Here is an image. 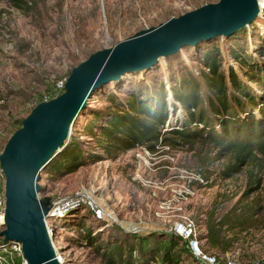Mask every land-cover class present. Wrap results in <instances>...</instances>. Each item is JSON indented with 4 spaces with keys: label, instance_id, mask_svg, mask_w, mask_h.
<instances>
[{
    "label": "rangeland",
    "instance_id": "374dc122",
    "mask_svg": "<svg viewBox=\"0 0 264 264\" xmlns=\"http://www.w3.org/2000/svg\"><path fill=\"white\" fill-rule=\"evenodd\" d=\"M216 1L27 0L28 10L19 12L0 0V151L17 122L38 102L59 94L62 89L58 84H63L71 68L89 54ZM260 2L263 5L264 0ZM214 46L219 51L222 72L235 67L229 49L243 54L246 61L255 59L262 67L264 58L260 59L258 51L264 47V16L260 14L235 37H217L193 47H183L148 69L126 73L117 82L101 85L88 97L86 106L72 122L68 141L63 142L67 145L72 141L83 164L66 175L42 169L37 197L49 196L63 203L86 190L110 212L113 221H96L79 207L65 208L67 210H60L58 217L46 219L61 264H108V257L116 261L122 257L126 262L128 248L132 250L135 246L131 236L139 234L151 241H165L173 235L170 231L173 223L182 217L189 218L195 226L198 250L213 257L216 264H264V174L260 175L258 189L243 197L244 169L229 179L222 178L224 160H215L213 150L198 143L193 150L156 147L147 162L135 157L132 149L120 153L114 160L101 158L94 162L93 157L102 153L97 143L98 128L94 129L95 135L87 133L92 132L91 127L84 128L93 114H100L103 121L106 108H110L108 94H113L117 101L124 100L130 92L151 96L158 82L168 88L169 81L181 77L194 78L203 91L202 80L198 78V69L202 67L200 59ZM235 71L247 86L243 70L236 67ZM180 120L178 110L164 126L175 125ZM99 141L103 142L102 135ZM180 170H199L205 184L193 183V194L175 200L174 177ZM153 183L159 187L155 197L150 195L148 187ZM238 200L241 206L254 203L257 211L253 217L257 221L255 226L246 231L230 228L238 217V212L230 209ZM168 201L173 203L172 210L159 208L160 203ZM79 219L94 239L91 246L82 242L84 233L75 227ZM174 242L178 264H194L183 251L184 243L175 238ZM156 258L154 264H160L159 256ZM131 259L135 261L137 256Z\"/></svg>",
    "mask_w": 264,
    "mask_h": 264
},
{
    "label": "trees",
    "instance_id": "16d2710c",
    "mask_svg": "<svg viewBox=\"0 0 264 264\" xmlns=\"http://www.w3.org/2000/svg\"><path fill=\"white\" fill-rule=\"evenodd\" d=\"M5 1L16 11L28 10L27 0ZM260 14L264 16V6L248 25L253 24ZM244 28L229 37H235ZM218 52L214 46L200 59L202 67L198 69V78L202 80L203 91L194 78L181 77L169 81L168 88L158 82L151 96L130 92L124 100L117 101L113 94H108L110 108H106L103 121H100V114H93L91 122L84 124L85 129L92 128L91 133L86 130L91 135H95L94 129L98 128L97 143L102 153L94 156L92 161L101 158L114 160L120 153L136 145L154 153L156 145L168 149L186 147L193 150L198 143L213 150L215 160H224L220 171L222 178L229 179L244 169L246 182L243 197L256 191L260 175L264 174V61L261 67L255 59L246 61L243 54H235L229 49L235 67L228 68L225 73L220 70ZM258 53H261L260 59L264 58V47ZM236 67L243 70L242 76L247 86L239 80ZM258 92L261 95L258 96ZM178 110L182 121L165 127L169 118ZM19 126L20 121L13 131ZM100 135L103 142L99 141ZM78 155L70 140L43 169L57 175L69 174L83 164ZM82 210L89 216L87 211ZM230 210L238 212L230 228L246 231L255 226L257 221L253 217L257 211L254 203L241 206L238 200ZM75 227L83 230L82 242L91 246L94 239L90 231L84 229L82 220L79 219ZM131 237L135 246L132 250L128 248L129 260L123 262L122 257L118 261L108 257V264H154L158 256L160 264H178L179 257L174 253L177 245L174 238L179 241L176 236L170 235L165 241H151L139 234ZM183 249L184 253L189 254L192 263L204 264L192 257L185 245ZM136 256L135 261L130 260Z\"/></svg>",
    "mask_w": 264,
    "mask_h": 264
},
{
    "label": "water",
    "instance_id": "95a60500",
    "mask_svg": "<svg viewBox=\"0 0 264 264\" xmlns=\"http://www.w3.org/2000/svg\"><path fill=\"white\" fill-rule=\"evenodd\" d=\"M258 14L257 0H217L94 51L72 67L61 92L38 102L0 151L2 243H19L26 264H60L44 223L53 199L37 197L39 172L65 146L72 122L91 93L126 73L148 69L183 47L229 37Z\"/></svg>",
    "mask_w": 264,
    "mask_h": 264
},
{
    "label": "built area",
    "instance_id": "2783aa9c",
    "mask_svg": "<svg viewBox=\"0 0 264 264\" xmlns=\"http://www.w3.org/2000/svg\"><path fill=\"white\" fill-rule=\"evenodd\" d=\"M63 84L59 83L58 88L62 89ZM46 100V99H44ZM164 128H162L163 132ZM156 147H163L168 150L167 147L158 146ZM132 151L134 152V156L142 159L144 162H147V159L153 155L150 151L145 149L143 146H135ZM155 153V152H154ZM177 185L173 190V197L175 200L185 199L187 196L193 194L191 191V185L193 183H197L200 185L205 184L203 181L199 170L193 171H186L180 170L176 173L175 177ZM151 189L150 195L152 197L156 196V190L159 189L158 185L153 183L152 186H148ZM4 205V198H3V174L0 170V225H1V218H2V211ZM173 205L172 201L162 202L159 205L160 209H171L170 207ZM74 208L79 207L84 209L89 213V217H92L96 221H104L107 220L109 222L113 221L111 214L107 211L103 204H101L89 191L82 190L76 193L69 199H66L63 203H60L57 200H53V208L49 212L50 215L47 219L56 218L60 214V210L66 211L65 208ZM65 209V210H64ZM180 209H177V211ZM45 227L47 232L49 231V227L46 223V219L44 220ZM80 232H83L82 229H78ZM171 233L178 237L185 245V248L188 250L190 255L195 259L199 260L204 264H216L215 259L209 255L203 254L201 251L198 250V236L195 235V226L193 222L187 218L182 217L179 218L177 222H174L172 228L170 229ZM49 234V232H48ZM50 237V234H49ZM51 241V239H50ZM52 243V242H51ZM53 246V244H52ZM54 249V247H53ZM55 252V251H54ZM56 259L61 264V260L59 256L56 254ZM0 264H26L25 260L22 257L20 244L17 242H7L2 243L0 238ZM225 264H232L230 262H225Z\"/></svg>",
    "mask_w": 264,
    "mask_h": 264
},
{
    "label": "bare ground",
    "instance_id": "6f19581e",
    "mask_svg": "<svg viewBox=\"0 0 264 264\" xmlns=\"http://www.w3.org/2000/svg\"><path fill=\"white\" fill-rule=\"evenodd\" d=\"M258 1V6H259V8H262L263 6H264V3H263V5H262V3L260 2V0H257Z\"/></svg>",
    "mask_w": 264,
    "mask_h": 264
}]
</instances>
